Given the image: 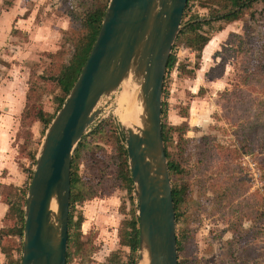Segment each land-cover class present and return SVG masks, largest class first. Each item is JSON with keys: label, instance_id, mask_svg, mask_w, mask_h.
I'll return each mask as SVG.
<instances>
[{"label": "rangeland", "instance_id": "374dc122", "mask_svg": "<svg viewBox=\"0 0 264 264\" xmlns=\"http://www.w3.org/2000/svg\"><path fill=\"white\" fill-rule=\"evenodd\" d=\"M25 1L31 33L23 45L0 51V96L9 92L14 97L22 90L33 93L38 106L52 115L59 106L54 95L61 93L47 79L73 53L71 17L85 13L93 0ZM201 1L191 2L184 21L195 14L208 17ZM203 33L216 42L211 57L207 51L183 53L177 46V62L166 73L163 94L165 124L189 125L184 136L188 140L185 173L177 177L187 187L180 228H187L192 236L188 255L182 259L186 264H264V3L247 10L241 20L206 26ZM121 91L101 99L99 119L84 136L90 140L96 126L108 122L105 133L80 158L81 181L97 193L70 208L74 222L82 223L71 229L79 244L71 243L68 264H107L113 253L128 262L132 254L119 237L138 212L134 192L119 186L116 170L120 142L125 139L117 114ZM46 130L41 122L26 121L15 142L12 161L27 184L35 165L22 149L29 144L37 157ZM174 137L177 140L178 134ZM169 150L173 153L176 148ZM91 155L105 164L100 177L91 166ZM6 221V230L14 226V221ZM22 242L20 237H4L1 245L8 252L0 253V264L18 263ZM136 256L139 261V252Z\"/></svg>", "mask_w": 264, "mask_h": 264}, {"label": "water", "instance_id": "95a60500", "mask_svg": "<svg viewBox=\"0 0 264 264\" xmlns=\"http://www.w3.org/2000/svg\"><path fill=\"white\" fill-rule=\"evenodd\" d=\"M188 1L110 0L86 64L36 157L24 208L21 264H67L74 153L99 119L101 99L128 80L137 90L138 123L123 129L138 206V262L179 263L162 111L167 67Z\"/></svg>", "mask_w": 264, "mask_h": 264}, {"label": "trees", "instance_id": "16d2710c", "mask_svg": "<svg viewBox=\"0 0 264 264\" xmlns=\"http://www.w3.org/2000/svg\"><path fill=\"white\" fill-rule=\"evenodd\" d=\"M189 0L182 25L183 28L176 40V43L173 47V52L171 54L167 73L175 66L177 62V57L174 50L177 46L184 47L185 49L193 50L197 53H201L203 49L209 44L212 37L210 35H205L203 33L204 27H212L215 23H233L238 20L243 19L247 10L255 8L259 3H264V0H203L200 2V6L208 10L207 18H200L198 15H192L188 20H185L187 16L191 2ZM84 4V3H83ZM108 2L102 4L100 0H93L90 2L85 13L82 15L74 14L73 23H72V36L69 39L72 43L73 53L68 62L60 63L58 65L59 70L57 74L51 75L47 81H50L54 85L55 89H58L61 93V96L54 95L55 101L59 103L57 111L50 115L45 112L42 106H38L37 100L35 99L33 93L27 92V104L25 110L22 114L21 127L26 121L31 122H41L45 129H48L52 120L54 119L57 112L60 110L62 105L65 103L69 93L74 87L76 81L78 80L83 67L86 64V61L94 47V44L97 40L99 31L103 19L106 14L108 7ZM71 16V15H69ZM75 23V26L73 24ZM75 27V28H74ZM220 30L224 29V26L219 28ZM60 55H63L61 53ZM186 72V67L182 66L181 68ZM189 73H195L190 71ZM165 89V88H164ZM52 94V93H51ZM164 94V92H163ZM165 114V102H163V111L162 116ZM108 122L103 121L100 123L93 132L90 134L91 139L88 140L87 137H84L82 141L77 146L71 170V200L70 208L72 209L77 202H83L84 200L92 199L96 196V191L86 186L84 182L81 181V177L78 174L80 158L84 151L91 149L92 141H96L98 136H102L107 128ZM163 128V140L165 143L166 155L168 159L172 190H173V199L176 212V221H177V246H178V264H186L185 258L188 253L187 249L191 246L192 236L187 231V228H180V225H183V213L181 212L182 207L187 202V187L183 183L181 178H177L179 175L185 173L184 163L186 157V144L188 140L184 138L186 135L189 125L184 122L180 126H170L166 125L162 120ZM20 133V132H19ZM174 134H178V139L175 140ZM20 134H18L17 139L19 140ZM30 145L27 144L23 147V151H28L29 155L34 160V165L36 164V155H33L31 150L28 148ZM176 148L175 152H170L169 148ZM29 149V150H28ZM187 158V157H186ZM117 177L119 178V186L125 189L130 194L134 192V184L132 179V174L129 168L128 163V152L126 148L125 139L120 142L118 156H117ZM90 162L92 163L93 169L96 170L97 175L100 177L105 169V164L97 160L93 155H91ZM30 179L33 174V169L29 170ZM179 176V177H180ZM184 177V176H181ZM181 181L177 184L176 181ZM29 184L24 188H18L14 186H8L2 188V197L4 202L8 205L9 209L6 215V219L14 221V226L6 230L3 228L0 230V250L2 254H7V250L1 245V241L6 236H15L20 237L23 241L24 228H25V203L26 195L28 191ZM138 207V206H137ZM7 222V221H6ZM82 221L79 220L74 222L72 212L69 216V247L73 243L79 244V240L73 237L71 229L73 226H76L77 229L81 226ZM128 229L121 230L120 244L122 246L128 247L131 251L129 256V261L124 262L116 254H111L107 261L109 264H138L137 254L139 252V219L137 216V210L133 219L128 223ZM75 239V240H74ZM77 239V240H76ZM76 245V246H77ZM23 247V242H22ZM78 247V246H77ZM82 246L79 247L81 250ZM70 252L68 250L67 264L70 258ZM22 256L19 258V262L16 264H21ZM107 263V264H108Z\"/></svg>", "mask_w": 264, "mask_h": 264}, {"label": "crops", "instance_id": "0c3cea01", "mask_svg": "<svg viewBox=\"0 0 264 264\" xmlns=\"http://www.w3.org/2000/svg\"><path fill=\"white\" fill-rule=\"evenodd\" d=\"M25 5V0H0V51L9 46H21L27 42L28 35L31 33L28 25L31 21V13L24 10ZM36 19L37 17L35 21ZM222 32L220 31L219 35ZM214 41V38L211 39L203 49L210 57L215 50L216 42ZM199 78L203 76L199 75ZM26 104L27 91L24 92V90L15 94L14 97L9 92L2 93L0 96V230L6 227V215L9 209L3 200L2 188L8 186L24 188L28 185L27 177L19 173L17 165L13 162V155L17 151L14 146L18 140ZM0 253L2 254L1 250Z\"/></svg>", "mask_w": 264, "mask_h": 264}, {"label": "bare ground", "instance_id": "6f19581e", "mask_svg": "<svg viewBox=\"0 0 264 264\" xmlns=\"http://www.w3.org/2000/svg\"><path fill=\"white\" fill-rule=\"evenodd\" d=\"M122 90L119 94V98L117 100V114L120 118V121L125 126H131L138 123L137 117V106H136V95L137 90L132 82V80H128L122 84L120 87ZM53 210H56V207H52ZM138 264H148L147 260L145 262H138Z\"/></svg>", "mask_w": 264, "mask_h": 264}, {"label": "built area", "instance_id": "2783aa9c", "mask_svg": "<svg viewBox=\"0 0 264 264\" xmlns=\"http://www.w3.org/2000/svg\"><path fill=\"white\" fill-rule=\"evenodd\" d=\"M187 50H188L187 48L185 49L184 47H180V51L183 52V53H185ZM172 52H173V51H172ZM175 55H176V54H175ZM176 57H177V56H176Z\"/></svg>", "mask_w": 264, "mask_h": 264}, {"label": "flooded vegetation", "instance_id": "af4514ba", "mask_svg": "<svg viewBox=\"0 0 264 264\" xmlns=\"http://www.w3.org/2000/svg\"><path fill=\"white\" fill-rule=\"evenodd\" d=\"M68 250H69V240H68Z\"/></svg>", "mask_w": 264, "mask_h": 264}]
</instances>
